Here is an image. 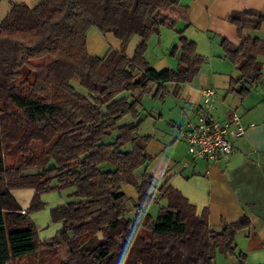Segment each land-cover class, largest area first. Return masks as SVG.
Returning a JSON list of instances; mask_svg holds the SVG:
<instances>
[{
  "label": "trees",
  "instance_id": "1",
  "mask_svg": "<svg viewBox=\"0 0 264 264\" xmlns=\"http://www.w3.org/2000/svg\"><path fill=\"white\" fill-rule=\"evenodd\" d=\"M6 15L0 23V264H121L124 253L123 264H216L218 252L246 264L235 238L249 217L214 229L208 209L200 212L170 177L156 197L154 178L136 176L154 158L138 134L142 95L156 85L155 96L164 99L168 82H191L207 60L183 30L172 49L178 68L159 70L147 59L152 34L174 28L179 18L189 21L181 0L15 2ZM228 19L241 37L239 45L222 40L224 57L240 70L229 90L246 94L261 81L264 40L243 31L261 28L264 14L233 11ZM92 27L113 33L121 48L91 54ZM135 35L140 41L129 57ZM127 115L134 120L120 124ZM10 156L18 157L16 164H7ZM124 184L139 195L133 202ZM63 186L76 188L74 200L52 210L64 226L39 245L29 210L12 191L33 188L31 207H38L40 194ZM158 200L166 204L154 217L146 208Z\"/></svg>",
  "mask_w": 264,
  "mask_h": 264
},
{
  "label": "crops",
  "instance_id": "2",
  "mask_svg": "<svg viewBox=\"0 0 264 264\" xmlns=\"http://www.w3.org/2000/svg\"><path fill=\"white\" fill-rule=\"evenodd\" d=\"M38 1L1 0L0 23L15 2H23L33 7ZM181 2L188 8L189 21L179 18L174 28L162 27L173 30L176 32L174 35H169V31L162 28L158 33L152 34L149 42L155 38L154 36H157L159 42L167 36L169 42L163 54L155 57L156 61L151 62L146 53L148 61L159 70L167 67L178 68L179 55L172 54V49L180 45L179 32L183 30L185 36L196 42L198 52L206 56L207 60L191 82L179 87L175 84L174 90L179 88L177 94L186 100L189 110L198 116L204 100L202 89L215 88V108L212 111L214 118L224 122L236 112L241 117L245 132L241 136H232L234 152L230 157L217 161L192 158L186 161V165L181 169L168 173L167 178L170 177V184L179 189L200 212L208 209L210 226L214 229H220L224 221L233 222L242 216L249 217V224L236 234L237 249L246 254V264H264V54L258 55V59L263 63L261 81L252 86L246 94H240L229 90L231 81L240 77V70L235 62L224 57L222 45L223 38L234 45L241 43L238 27L229 21V15L233 11L250 9L259 10L264 14V0H181ZM178 21L182 22L180 26ZM243 33L264 40V23L257 30L244 29ZM88 35H91L88 36V48L94 55H99L96 44L101 42V38L105 40L104 46L108 38L112 41L114 49H120L122 46L121 40L113 33L104 34L97 27L90 28ZM99 45L101 50L103 45L101 43ZM149 49L150 46L148 51ZM189 118L187 115L181 120L175 135L179 137L180 127L191 121ZM146 151L152 155L149 145L146 146ZM31 192L33 191L28 190L24 195L30 196ZM138 196L135 193L134 197ZM219 254L224 256L221 259L222 264L237 262L236 256Z\"/></svg>",
  "mask_w": 264,
  "mask_h": 264
},
{
  "label": "rangeland",
  "instance_id": "3",
  "mask_svg": "<svg viewBox=\"0 0 264 264\" xmlns=\"http://www.w3.org/2000/svg\"><path fill=\"white\" fill-rule=\"evenodd\" d=\"M181 23V21H178V26H180ZM162 29H165L164 31H169V35H174V33H176L169 28ZM154 37L155 38L149 42L150 49L147 52L148 58L151 62L156 61L155 57L158 54V57L163 54V51H165V47L169 42L167 36L163 37L162 42H159L157 36ZM139 41L140 37L136 35L131 39L127 49L129 57L134 55ZM100 43L103 45L101 50H99ZM99 44H96L99 56H104L109 48H113V45H111L112 41H110L109 38L105 46V40L103 38H101V42H99ZM172 64L175 67L174 62ZM166 85L169 93L166 94L164 99L155 96L156 85H153L149 92L142 95L141 103L139 105L140 115L138 119H143V122L138 134L142 143L146 146L149 145V151L154 158L148 164L140 167L136 171V176L138 180H143L145 175L152 176L154 178L155 182L152 192L155 193L156 197H158L159 188L167 179V174L181 169L184 165H186V161L192 159L188 152V144L183 139L175 135V130L179 128L181 120L186 118L187 115L190 117L189 120H191L193 124L197 121V115L195 116L194 113L189 110L186 100L177 94L179 88H177L176 91L174 90L176 88L175 83L168 82ZM180 86H182V84ZM76 87L83 93H88L84 87L79 85ZM133 120L134 118L131 115H127L120 120V124H125ZM116 135L117 132H114L113 136ZM147 136L151 137L149 142L145 141V137ZM163 143H165V145L162 146ZM131 148L132 143H128L125 149L130 150ZM17 159L18 157L10 156L9 158H6V161L7 164L14 165L16 164ZM28 190L33 192H31L30 196H25L24 193ZM75 190V187L63 186V188H55L48 192H44L40 194L41 198L39 200H41V205L38 207H31L32 200L35 195V190L33 188L23 187L13 190L19 204L23 208L29 210L30 218L37 232V241L39 245L44 244L49 238H52L60 233V230L64 226L63 220L54 218L52 210L74 200L73 193ZM123 190L131 197L130 200L133 202L134 195L137 193L134 187L124 184ZM165 204V200L154 201L146 208V212L152 214L154 217H158L160 208L165 206ZM135 214L136 211L130 212L129 217L133 218L135 217ZM66 251L67 249L65 246L60 247L59 257L61 259H64L67 256ZM223 257L224 256H220L218 252L216 258L214 259L217 264H222L221 259H223ZM146 261L147 259H145L142 264H147Z\"/></svg>",
  "mask_w": 264,
  "mask_h": 264
},
{
  "label": "built area",
  "instance_id": "4",
  "mask_svg": "<svg viewBox=\"0 0 264 264\" xmlns=\"http://www.w3.org/2000/svg\"><path fill=\"white\" fill-rule=\"evenodd\" d=\"M203 103L197 121H189L179 129V137L188 144V152L193 159L217 161L228 158L234 152L232 136H241L245 132L241 117L233 112L230 119L221 122L214 118L216 89H202Z\"/></svg>",
  "mask_w": 264,
  "mask_h": 264
},
{
  "label": "clouds",
  "instance_id": "5",
  "mask_svg": "<svg viewBox=\"0 0 264 264\" xmlns=\"http://www.w3.org/2000/svg\"><path fill=\"white\" fill-rule=\"evenodd\" d=\"M127 259V256L126 254H122V257H121V264H123V261H125Z\"/></svg>",
  "mask_w": 264,
  "mask_h": 264
}]
</instances>
